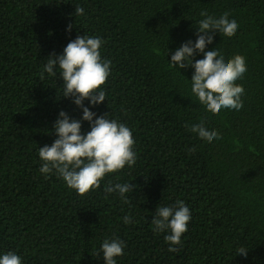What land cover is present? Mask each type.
<instances>
[{
	"label": "trees",
	"instance_id": "1",
	"mask_svg": "<svg viewBox=\"0 0 264 264\" xmlns=\"http://www.w3.org/2000/svg\"><path fill=\"white\" fill-rule=\"evenodd\" d=\"M202 10L238 18L237 32H214L206 50L246 58L239 111H206L190 90L194 70L169 65L182 43L195 42ZM84 34L101 37L111 60L106 100L91 110L132 130L137 161L81 195L38 171V150L56 139L59 111L82 115L61 97L63 79L41 81L40 71L50 53ZM201 120L221 138L192 133ZM125 181L136 185L128 203L103 190ZM176 200L192 217L169 252L151 220L158 204ZM113 236L127 245L117 264H264V0H0V252H16L23 264H104L96 253Z\"/></svg>",
	"mask_w": 264,
	"mask_h": 264
},
{
	"label": "clouds",
	"instance_id": "2",
	"mask_svg": "<svg viewBox=\"0 0 264 264\" xmlns=\"http://www.w3.org/2000/svg\"><path fill=\"white\" fill-rule=\"evenodd\" d=\"M75 15H84V9L75 6ZM200 17L196 21L195 42L189 39L182 43L172 52L169 65L179 71L188 66L194 70L191 79H188L190 90L206 111H239L243 107L244 88L236 81L247 71L246 58L241 54L226 58L217 46L206 50L213 43L214 32L233 36L240 27L238 18L227 11L214 16L205 10L200 12ZM71 29L69 24L65 30L70 32ZM102 44L99 36L77 35L67 43L62 53H50L40 71L41 81L45 74L63 79L61 97L71 98L72 103L82 109V115L76 119L64 110L59 111L53 124L56 139L51 145L39 147L38 155L42 163L38 171L45 178L54 173L66 186L81 195L99 188L107 174L126 166L132 168L137 161L132 130L125 123L109 118L108 113L97 115L91 110L106 100L102 86L111 74V60L101 55ZM197 54H202L203 58L194 59ZM86 100L89 106H85ZM82 121L88 122L89 131H82ZM190 131L207 141L221 138L220 133L206 126L203 120L192 124ZM135 186L127 181L109 182L103 190L106 194H117L123 203H128L127 194L132 193ZM152 217V231L166 233L164 240L169 245L168 251L174 252L176 246L182 244L181 237L189 227L191 206L183 200L158 204ZM122 221L126 225L132 224L134 218L126 214ZM126 247V242L119 237H105L96 255L102 254L104 264H117V257L124 255ZM236 255L246 258L248 249L239 246ZM0 264H23V257L14 251L0 252Z\"/></svg>",
	"mask_w": 264,
	"mask_h": 264
}]
</instances>
